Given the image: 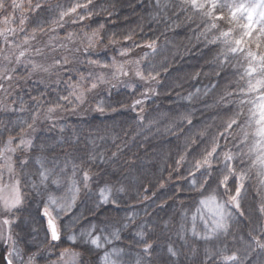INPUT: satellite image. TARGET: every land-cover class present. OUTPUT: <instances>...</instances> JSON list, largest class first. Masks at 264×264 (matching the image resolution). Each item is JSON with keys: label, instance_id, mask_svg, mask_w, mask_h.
I'll list each match as a JSON object with an SVG mask.
<instances>
[{"label": "rangeland", "instance_id": "1", "mask_svg": "<svg viewBox=\"0 0 264 264\" xmlns=\"http://www.w3.org/2000/svg\"><path fill=\"white\" fill-rule=\"evenodd\" d=\"M9 1L11 2V0H5V8L0 9L2 22L0 30L14 28L15 15L13 8L8 6ZM76 2L77 0H70L64 4V8ZM127 2L135 4V7H139L144 12L148 27L155 30L152 35H157L153 36V42L162 41V43L155 44L154 52L146 48L125 61L139 60L141 71L147 75L150 73L156 75L160 87H154V97L162 100L168 97L172 104L171 107H166L163 105L164 102L162 104L157 102L149 108L150 104L145 107L144 103L140 106L142 110L138 114L140 120L136 119L134 124L137 127L136 137L135 132L133 133L135 142L142 140L146 142V145H152V143L160 145L153 153L155 158L151 168L146 167L143 162V164L139 163V167L146 168L145 176L126 170L122 174L130 178L119 179L117 176L123 170V168L120 170L122 162L119 161V156L127 152L128 148L119 146L116 137L112 135L83 136L80 130H75L78 135L70 132L72 134L70 138L54 137L52 144L58 147L64 144L77 147L82 144L81 157L72 158L70 155L52 157L48 154L54 147L50 144L51 139L39 137L37 134L31 135L32 129L27 127L32 115L39 110L25 109L21 112L17 108L13 118L7 120L6 126L0 121V125H3L0 130V133H3L0 135V142L6 141L10 135L14 140H19L23 135L33 142V147L29 151L18 150L13 157L17 165L15 178L20 180L24 201L20 210L10 217L13 220L12 236L16 247L21 252V259L15 260L14 264H25L23 262L25 248L41 250L45 257L43 260L46 262L49 256H59L61 253L58 252L64 249L68 251L74 249L83 258L79 261L80 264H105L99 260L104 251L110 254L108 264H111V261H115V264H129L130 260L137 264H224L219 255L221 252L239 254L243 264H264V250L257 247L253 240V238L259 239L264 243V212L260 211V208L264 207V190L261 189L256 170L248 172L247 155H245L244 164L239 165L248 176L244 182L245 198L241 201L239 210L243 214H235V210L229 206L233 216L229 219L227 233H212L211 206L200 203L206 198L205 194H210L213 190L216 191L219 200L222 202L227 200V196L221 194L223 189H217L215 182L216 170L223 168V164L219 162L213 164L212 176L207 178V183L203 186L204 194L201 191L192 190L189 184L191 177L188 169L194 159L200 158L205 148L210 146L215 134L222 131L224 122L237 111L238 98L227 97L226 91H235L245 83L238 75L243 69L228 65L217 71L221 61L216 58L221 56L225 46L206 42L200 35L204 31L202 20L198 16L181 12L177 7L180 0H162V3L170 4V7L166 8H157L155 0H128ZM6 18L9 21L8 24L4 23ZM152 35H148V38ZM211 35L212 33H208L209 37ZM16 46V43L10 45L11 48H8L6 56H12L10 49ZM2 51L4 49L0 50L1 53ZM146 53L148 54L147 68L142 58ZM159 55L166 56L167 60L156 64L155 56ZM32 57L25 60L30 59L41 65L39 59H36L37 55ZM131 65L134 69L136 68L135 64ZM150 82L153 81H148L146 85L148 86ZM210 84H215L216 88L209 90ZM184 85L187 87L186 91L177 96L174 95V92L179 91ZM151 88L153 87L148 86L147 90ZM142 90L139 92L140 97H144ZM190 94L192 99H185ZM148 95L154 94L148 91ZM222 97L225 99H221ZM228 100L232 103H227ZM101 104L104 106L103 112L113 109L112 104L107 100H100L98 105ZM185 116H190L191 124L184 119ZM33 127L35 128V125ZM61 135L69 136L65 130L61 131ZM256 139L258 138L249 136L250 141ZM233 143L232 140L227 141L226 144L221 141V147L231 149L235 153L237 149ZM235 143L239 144V141ZM107 144H114V147L119 148V152L112 154L111 151L114 148H105ZM240 147L244 148L245 153L248 152L247 147L243 145ZM64 148L66 147L61 149ZM121 149L123 151L120 154ZM182 154L186 158L178 166L177 161ZM18 157L28 159L29 164L21 167ZM36 160L42 162L43 170L51 172L45 185L40 184L42 166L35 163ZM84 169L97 173L103 171L107 178L96 181L95 176L96 178L91 179L88 182V188L85 189L82 183ZM74 172L75 175H73ZM171 173L178 180L169 194L178 195L180 201L175 205L170 204L163 210V205H160L161 199L168 194L156 196L154 190H158L157 187L160 189L164 187L163 182ZM53 178L59 179L60 183H53ZM12 179L4 171L5 185L12 183ZM73 180L77 181L80 187L75 205L67 212H60L55 206L50 209L56 216L60 240L57 243L59 245H51L47 248L46 244L51 237L47 228V218L42 214L43 208L49 196L54 197L58 204L66 203L71 196ZM113 180L117 183H113ZM34 183L37 185L35 189L32 187ZM231 183L230 178L229 184ZM105 187L111 189L110 200L115 201L114 203H101L100 193ZM120 188H123V191H118ZM5 215L8 214H0V218ZM247 223L252 225L250 230L246 227ZM93 229L94 236L111 238V234L117 232L119 239L112 240L111 244H105L100 250H94L86 242L88 232ZM0 231L5 235V239L0 240V246L6 248L5 254H7L9 249V242L6 239L7 226H0ZM80 233H84V240L76 239L73 242L69 239L70 236L77 237ZM139 233H142L143 239L152 245V253L150 250L148 253L144 252L145 245ZM204 236L209 238L205 240ZM169 247L177 252L175 257L168 252ZM115 252L123 253L129 261H120L115 256Z\"/></svg>", "mask_w": 264, "mask_h": 264}, {"label": "snow or ice", "instance_id": "2", "mask_svg": "<svg viewBox=\"0 0 264 264\" xmlns=\"http://www.w3.org/2000/svg\"><path fill=\"white\" fill-rule=\"evenodd\" d=\"M91 0H77L76 3L69 5L68 8H61L57 5L59 20L52 21L54 24H58L63 21L65 17L71 16L73 22L76 20H83L85 18L84 14H76L78 9L88 8V4ZM157 8L170 7L168 3H162V0H155ZM40 2L34 7L39 8ZM13 8H22V5L16 3L13 0ZM181 12L189 13L190 15H195L200 17L202 20V26L204 31L200 33L208 44L224 45V50L221 56H218L216 60L221 61L217 71L222 70L228 65H232L238 69H243L238 73L240 80L245 83L240 85L235 91L227 90L226 96L232 97L236 96L238 98L237 111L233 113L223 124L222 131H219L213 137L210 142V146L205 148L204 152L201 154L200 158L194 159V162L188 169V174L191 177L189 184L191 189L195 191H201L203 193V186L207 183V178L212 176L213 164L219 162L223 164V168L217 169V175L215 177V182L217 189L222 188L223 196H227L226 201H221L217 198L216 191L213 190L210 194H205L206 198L201 200L200 203L204 206H211V214L213 216V227L211 229L212 233H227L229 219L233 216V211L229 210V206L235 210V214L242 215L239 210L241 208V201L245 198V180L248 178L245 170L239 165L244 164L245 155L248 158V172L253 169L256 170V175L258 177L261 189L264 190V0H180L177 5ZM5 8V0H0V9ZM20 24L24 23V18L21 17ZM8 24L9 21L6 18L4 21ZM44 23L38 21L37 28L41 31L44 30ZM55 29H53L54 31ZM16 29L8 27L5 30H0V41L3 44H9V36L15 35ZM208 33H212L211 37ZM93 37L98 35V32H94ZM71 38V34H69ZM36 39V31L34 30L31 36L26 35L24 39V45H28L29 48L30 40ZM127 40H131L132 36L129 34L125 37ZM114 42V41H113ZM89 46H93V41L89 39ZM140 46V45H133ZM144 47L155 51V43H147L143 45ZM17 47H20L17 45ZM128 48H122L120 50V55L125 56L128 54ZM37 54H42V49H36ZM27 50L21 47V50L15 54L16 64H31V71L36 72L41 70L42 65L36 64L33 61L25 60ZM229 54H231V59H229ZM147 53L142 58H147ZM5 60L12 61V56H5ZM90 63L97 64L101 68H111L114 70L112 72L111 79L119 80L121 76H128L129 71L126 69V64H135L136 68L134 70V75L138 77L141 81H156L159 82L156 75L151 73L145 76L144 72L139 68V60H129L124 63H118L115 59L109 64H100L98 61H89ZM60 64L61 61H56ZM63 63H67V58H64ZM44 71H48L47 68H43ZM15 68H0V81H13L15 73ZM84 77L81 76L80 80L84 81ZM110 83L104 79L103 74L97 77H92L89 80L88 87H84L80 84L69 85L71 92L66 96H61L59 99L66 101L71 104L74 98L76 102L83 103L85 100V92L92 91L96 89L100 84ZM239 83V82H237ZM116 85L113 84L112 87ZM133 92L135 89L131 84H126ZM216 88L215 84H210L209 90ZM3 84H0V92H6ZM148 91L155 94V88H151L144 93L143 99H135L132 103V108L135 110L137 106H142L147 98ZM199 92V89H197ZM207 94V92H205ZM71 97V98H70ZM37 103V108L43 107L38 97H32ZM185 99L191 100L192 95L190 94ZM221 99H225L222 97ZM227 103H232L228 100ZM62 107L61 104L56 103L47 107L46 112L43 113V119L51 120L52 114L56 112L58 108ZM0 110L15 111V109L7 108L4 106ZM142 110V109H141ZM19 111H25L24 103L21 102ZM96 111L103 112L104 106L97 105ZM231 111V110H229ZM41 118V113L36 111L32 115L30 123H27V127L35 131L33 125ZM143 118L141 117V120ZM184 119L191 124L190 116H185ZM251 130V132L249 131ZM237 133H239L237 135ZM3 135V133H0ZM252 135L258 139L254 141L249 140V136ZM232 140L233 146L236 147L237 151L233 153L231 149L226 147H221V141L225 144L227 141ZM239 141L236 144L235 141ZM243 145L248 148V152L245 153L244 148L240 147ZM33 147V142L30 138L21 136L19 140H14L10 135L6 141L0 142V214H8L0 218V226H7V236L6 239L9 242V249L7 250L6 257H0V259L5 260V264H14V261L21 259V252L16 247V242L12 236V223L13 220L10 218L14 216L16 212L20 210L23 205V193L21 191L20 180L16 179V161L13 159L15 153L19 150L21 152H27ZM185 156H181L177 161L179 166L184 160ZM19 160V165L21 167H26L29 164L28 159L17 158ZM35 163L41 164L42 170L40 171V184L45 185L49 180L51 175L50 170H43V165L40 160L34 161ZM4 171L7 172L8 176L12 179V183L5 185L4 183ZM199 173V175H197ZM75 175V172L73 173ZM231 178L232 183L229 184V179ZM91 180V176L87 171L82 174V183L85 189L88 188V182ZM53 183L59 184L60 181L57 178H53ZM32 187L35 189L37 185L34 183ZM118 191H123V188L118 189ZM80 192V187L77 181L73 180L71 185V196L66 203L58 204L57 200L49 196L47 204L43 208V216L47 218V228L50 233L52 241H59L60 234L56 223V216L52 214L50 210L55 206L60 212L69 211L76 203L78 194ZM243 193V194H242ZM111 189L105 187L101 190V203L115 202L110 200ZM261 212H264V207L260 208ZM93 230H90L87 234L86 242L94 249L100 250L105 244H111L112 240L119 239V233L114 232L111 234V238L103 237L101 235H93ZM195 235V230H193ZM84 235V233H81ZM141 236V241L144 243V252L148 253L152 248L146 240L143 239V234L139 233ZM209 237L204 236L203 239L207 240ZM5 239V235L0 231V240ZM73 242L76 241L77 237L75 235L70 236ZM254 243L257 247L264 250V243L259 239L253 238ZM168 252L171 256L175 257L177 252L169 247ZM115 254H119L116 252ZM73 255H78L73 253ZM222 257L224 264H243V261L239 254L233 252L225 254L221 252L219 254ZM110 254L104 251L99 257L100 261L108 264ZM34 257H29L27 264H33ZM111 264H115V261H111Z\"/></svg>", "mask_w": 264, "mask_h": 264}, {"label": "trees", "instance_id": "3", "mask_svg": "<svg viewBox=\"0 0 264 264\" xmlns=\"http://www.w3.org/2000/svg\"><path fill=\"white\" fill-rule=\"evenodd\" d=\"M70 0H39L40 7H34L37 0H16V3L22 5V8H13V0L9 1V7L13 8L15 15V21L13 23L16 29L15 35L9 36V44L5 45L0 41V68H15L13 73V81H0L3 84L6 92H0V108L7 106L10 109L19 108L21 102L24 103L26 110H33L37 108V103L32 97H38L43 107L37 108L41 113V118L35 125V131L32 130L31 135L37 134L39 137H47L51 139V145L53 138L57 136V133L61 130H65L66 133L70 131L80 130L83 135L100 134L101 136L112 135L116 137V141L119 146L128 148L127 152L119 156L121 174L117 177L119 179H127L128 176H124V171L134 172L136 174H142L145 176L146 168L139 167V163L152 161L153 153L156 152L155 148L158 146L155 143L152 145L146 142L134 141L133 133L135 137L137 133V127L135 124L136 119L140 120L138 115L141 111V107L137 106L134 110L132 103L135 99H143L140 97L141 89L143 93L147 91L148 86L160 87V83L155 81H141L134 75V68L130 64H126L125 67L129 71L128 76H121L119 80H112V72L114 71L111 66L108 68H101L97 64L90 63L89 61H98L100 64H109L115 59L118 63H124L129 57L136 56V54L143 52L147 43H152L154 37L153 29L148 27L147 20L139 7H135L133 3L127 2L128 0H91L88 4V8L78 9L76 14H84L83 20H76L73 22L71 16H67L63 21L58 24L52 23V21L59 20L57 5L64 8V4ZM8 7V8H9ZM69 4L67 5V8ZM17 10V11H16ZM16 11V12H15ZM21 17L24 18V23L20 24ZM45 22L44 30L41 31L37 28V22ZM2 26V22L0 21ZM53 29H55L53 31ZM36 31V39L30 40L31 47L24 45L25 36H31L33 31ZM98 32V35L93 37V33ZM71 34V38H69ZM131 34L132 39H125L126 36ZM148 35H152L148 38ZM92 39L93 46H89V39ZM153 38V39H152ZM114 41V42H113ZM17 44L20 47H14L10 49L12 61L5 60L8 48L10 45ZM133 45H140L138 47ZM21 47L27 50L25 59L37 55L36 59H39V63L43 66L41 70L32 72L31 66L28 64H16L15 54H17ZM122 48H128V54L125 56L120 55ZM36 49H42V54H37ZM142 50V51H141ZM4 55V57H3ZM64 58H67V63H63ZM61 61L57 64L56 61ZM144 64H148V56L144 58ZM158 64L157 61H155ZM43 68H47L48 71H44ZM134 69V70H133ZM103 74L104 79L110 81V83L100 84L96 89L85 92V100L83 103H78L74 98H71L73 102L68 104L66 101H61V96H66L71 92L69 85L80 84L85 88L90 86L89 80L92 77H97ZM145 76H148L144 73ZM83 76L84 81L80 80ZM115 84V87L112 85ZM126 84H131L135 91L133 92ZM142 85L147 87H141ZM187 87L184 85L179 91L174 92V95H179L181 92L186 91ZM176 91V90H173ZM153 96L147 95L145 99V107L151 103V106L157 102L160 104L171 107V100L157 99ZM107 100L112 104L113 109L106 112L96 111L97 105L100 100ZM59 103L62 107L58 108L55 113L52 114L51 120L43 119V113L46 112L47 107ZM35 107V108H34ZM15 111L0 110V121L5 126L7 120L13 118ZM10 115V116H9ZM3 125H0V130ZM36 136V135H35ZM116 145V142H115ZM113 147L112 154L119 152V148L113 145L107 144L105 148L110 149ZM154 149H151V148ZM112 150V149H111ZM123 150L121 149L120 154ZM153 151V152H151ZM35 152V151H34ZM38 153V152H37ZM33 154V153H31ZM83 154L81 148L66 147L64 149H57L51 153L52 157H63L64 155H70L72 158L81 157ZM153 162V161H152ZM142 163V164H143ZM128 164V165H127ZM91 176V179L96 181L106 179V174L103 171L100 173L91 171L90 169H84ZM178 171V169H177ZM143 172V173H141ZM177 173V172H176ZM96 176V177H95ZM148 179V175H146ZM167 177V176H166ZM178 178L172 173L164 180V187L158 190H154V195L160 196L168 194L161 199L160 205H163L162 209H166V205H175L178 201V195L169 194L172 191L174 184ZM103 182V181H102ZM122 183V181H120ZM119 182V183H120ZM113 183H117L113 180ZM150 194V193H147ZM250 224L247 223L246 227L250 230ZM59 244H56L57 246ZM5 247L0 246V257H6ZM64 249L59 254L49 256L47 262L41 251L30 249L29 252H25L26 256L34 257L33 264H57V260L63 257V264H80L79 261L83 260L80 253H77L74 249ZM76 251V252H75ZM39 253H42L40 257ZM57 253V251H55ZM54 253V254H55ZM73 253L78 255H73ZM58 257V259H57ZM27 258V260H28ZM53 258V259H52ZM50 259H52L50 263ZM0 264H5L4 259H0ZM27 264V263H26ZM62 264V263H61Z\"/></svg>", "mask_w": 264, "mask_h": 264}, {"label": "bare ground", "instance_id": "4", "mask_svg": "<svg viewBox=\"0 0 264 264\" xmlns=\"http://www.w3.org/2000/svg\"><path fill=\"white\" fill-rule=\"evenodd\" d=\"M162 43V41H158L157 43H155V44H161ZM156 57V59H157V62H159V61H161V62H164L165 60H167V58H166V56H161V55H159V56H155ZM156 61V60H155ZM146 66V65H145ZM150 105H149V108L151 107V103H149ZM72 134H76V135H78L77 133V131H70ZM68 133V137H66V136H64L63 135V137H62V135H61V131H59L58 133H57V136L56 137H60V138H70V136L72 137V134L71 133ZM83 134V133H82ZM83 136H86V135H83ZM52 146H54L53 147V149L52 150H49V151H51V153H53L54 151H56L57 149H61V148H63V147H72V148H76V149H78V148H81L82 149V144H80L79 146H77V147H75V146H73L72 144H64V145H62L61 147H58V146H55L54 144H52ZM51 153H48V154H51ZM186 153V151L184 152V154ZM184 154H182V156L184 155ZM153 161V160H152ZM152 161H149V162H147V165H146V167H150L151 168V165H152ZM127 179H128V177H127ZM112 181V180H111ZM165 207H168V205H166ZM92 218H94V217H92ZM50 234V233H49ZM84 236L85 235H81V233L77 236V239L78 240H84ZM58 243V241H52L51 239H50V241L46 244V246H47V248L48 247H51V245H56ZM45 249V248H44ZM30 250V249H29ZM29 250L28 249H24V254H23V262L26 264L27 263V256H26V254H25V252H29ZM35 250V249H34ZM38 251V250H37ZM41 251V250H40ZM42 252V251H41ZM150 252H151V249H150ZM116 253V252H115ZM119 254L117 255V254H115V256L120 260V261H129V259H128V257L126 256V255H124L123 253H121V252H118ZM152 253V252H151ZM39 255H40V257H42L43 255H42V253H39ZM25 256V257H24ZM64 256H68V255H64ZM63 256V257H64ZM63 257H61L60 259H58L57 260V264H63V262L64 261H62L63 260ZM51 261H52V259H50V263H51ZM131 261V260H130ZM129 261V264H137L136 262H133V261H131L130 262ZM46 262V261H45Z\"/></svg>", "mask_w": 264, "mask_h": 264}]
</instances>
